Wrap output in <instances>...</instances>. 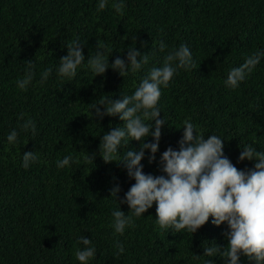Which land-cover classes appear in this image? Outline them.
<instances>
[{"label":"trees","instance_id":"1","mask_svg":"<svg viewBox=\"0 0 264 264\" xmlns=\"http://www.w3.org/2000/svg\"><path fill=\"white\" fill-rule=\"evenodd\" d=\"M98 10V0H0V264H79L74 253L83 247L81 235L91 239L97 255L90 264H204L203 246L213 241L226 246V224L212 217L195 233L162 231L155 225V202L135 227L116 237L109 227L118 207L110 188L119 184L117 199L135 182L116 161L99 155L100 137L123 124L118 116L90 117L91 104L105 96L131 94L139 80L181 43L190 48L193 63L179 70L161 89L162 127L156 160L142 158L145 174H163L159 156L169 146L179 148L183 121L198 133L223 137L224 154L237 169L254 161L238 162L241 146L264 151V59L235 90L223 81L228 70L248 55L264 49V0H123V15L111 7ZM135 37V39H133ZM79 38L85 62L68 81L55 71L38 83L43 69L59 64L67 43ZM97 40L111 54L126 55L128 47L148 53L149 63L135 74L121 77L111 68L102 75L88 70L87 58ZM167 45L159 51V42ZM28 61L35 76L26 90L16 86ZM90 111V112H89ZM32 117L37 133L21 132L15 145L6 135L18 127V117ZM181 127V128H180ZM147 137L145 142L151 141ZM130 140L120 151L138 150ZM32 150L39 157L28 169L21 156ZM95 156L92 162L87 156ZM71 154L76 163L57 168L56 161ZM122 155V152H121ZM120 208L125 214L126 204ZM125 252L116 256L115 240ZM223 264L220 257H210ZM241 264H251L241 256Z\"/></svg>","mask_w":264,"mask_h":264},{"label":"clouds","instance_id":"2","mask_svg":"<svg viewBox=\"0 0 264 264\" xmlns=\"http://www.w3.org/2000/svg\"><path fill=\"white\" fill-rule=\"evenodd\" d=\"M108 0H98V10H103ZM111 7L119 15H123V0H113ZM135 39V37L133 38ZM79 38L67 43V54L60 57L58 66L48 67L40 73L38 83L45 84L53 71L68 81L77 74V69L85 62ZM167 45L159 42V51L163 52ZM111 50L97 40L94 54L87 58V68L94 76L102 75L111 68L121 77L135 74L147 65L150 60L148 53H142L136 47H128L122 58L116 56L109 63ZM264 59V49L257 50L244 58L239 66L231 67L223 84L235 90L253 72ZM193 63V57L187 44L181 43L173 47L163 59L160 66H153L140 80L132 93L121 94L120 99L105 96L91 104L90 117L102 120L105 116L116 117L123 121L122 126L104 132L100 137L99 155L105 163L116 161L126 170L127 176L135 182L128 188L122 198L117 199L121 191L119 184L110 188V196H115L118 207L111 211L109 227L113 236L124 235L125 230L135 227V219H139L155 202V225L160 230L173 233H195L209 217L211 223L219 226L226 224L223 236L226 246H218L215 241L203 246L204 264H216L210 257H220L223 264H241V256L251 264H264V151H257L251 143L240 145L238 162L254 161L253 166L237 169L224 154L223 137L198 133L196 125L183 121V131L178 140L179 148L169 146L159 156L161 175L145 174L142 158L149 163L156 160L162 127L168 122L160 117L161 109L158 102L161 89L167 88L179 70H187ZM35 76L34 65L28 61L23 78L17 79L16 86L26 90ZM18 127L13 128L6 140L15 145L21 132L37 133L36 122L32 117H18ZM181 128V127H180ZM151 141L145 142L147 137ZM130 140L140 142L139 149L120 151ZM122 152V155H121ZM95 153L87 158L92 162ZM39 157L32 150L25 151L21 156V167L28 169L37 162ZM57 168H64L76 163L71 155H65L56 162ZM128 206V213L121 210L120 205ZM74 256L79 264H90L97 255V250L90 238L81 235ZM116 256L125 252L124 244L115 240Z\"/></svg>","mask_w":264,"mask_h":264}]
</instances>
